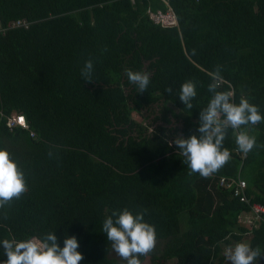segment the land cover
I'll list each match as a JSON object with an SVG mask.
<instances>
[{
	"label": "trees",
	"instance_id": "1",
	"mask_svg": "<svg viewBox=\"0 0 264 264\" xmlns=\"http://www.w3.org/2000/svg\"><path fill=\"white\" fill-rule=\"evenodd\" d=\"M169 4L179 27L150 20L149 7L166 10L161 0H0V109L24 114L30 126L11 129L0 120V147L27 181L0 208V239L56 232L62 246L66 234L75 235L80 264H127L113 255L102 224L112 210L128 208L144 211L157 230L142 264H231L225 249L247 235L262 252L254 264H264V223H245L250 209L234 196L236 185H220L221 178L246 181L247 196L264 204V120L230 128L223 142L230 159L208 176L167 143L197 131L217 69V90L264 113V0ZM18 20L30 26L10 27ZM89 59L87 81L81 70ZM129 69L150 73L144 92ZM186 80L197 86L191 109L179 100ZM159 103L162 114L148 133L133 114ZM171 117L182 120L180 128ZM241 130L256 137L247 153L236 143Z\"/></svg>",
	"mask_w": 264,
	"mask_h": 264
},
{
	"label": "clouds",
	"instance_id": "2",
	"mask_svg": "<svg viewBox=\"0 0 264 264\" xmlns=\"http://www.w3.org/2000/svg\"><path fill=\"white\" fill-rule=\"evenodd\" d=\"M94 71L91 59L87 60L81 70L85 80H90ZM129 81L144 92L150 84V73L144 71H127ZM209 84L211 98L205 108L200 110L197 131L188 136L179 135L168 140L175 145L184 158V162L193 172L202 176L221 168L230 159V150L223 147L228 130L239 129L242 125L256 124L264 120V113L259 107L241 97L239 103L232 100V92L217 90L219 69L210 73ZM173 91L171 87L167 89ZM179 100L191 109L193 99L197 96V86L192 80H186L179 89ZM239 148L247 153L256 145V137L241 130L236 135ZM27 190L25 173L11 153L0 147V208L13 198H19ZM103 233L111 242L113 250L124 258L127 264H142L141 255L149 253L156 245L157 230L154 224L145 219L144 211L133 212L128 208L114 209L102 224ZM79 239L75 235H65L63 245L56 232H47L42 237L26 239H0V250L7 257L0 264H80L84 259L79 251ZM227 260L231 264H254L262 256L259 247L253 248L244 241L229 245L225 249Z\"/></svg>",
	"mask_w": 264,
	"mask_h": 264
},
{
	"label": "built area",
	"instance_id": "3",
	"mask_svg": "<svg viewBox=\"0 0 264 264\" xmlns=\"http://www.w3.org/2000/svg\"><path fill=\"white\" fill-rule=\"evenodd\" d=\"M166 5V10L161 8L152 9L149 7L147 9V15L150 20L156 24L160 25L164 28H175L179 27V22L177 16L169 4V0H161ZM133 5L135 4V0H131ZM30 23L25 20L15 21L10 27H24L28 28ZM0 30H2V25L0 23ZM221 83V82H220ZM219 84V82H218ZM3 118L7 119L8 126L11 129L16 127H22L24 129H30V126L27 122V119L22 113H14L11 116H7L4 111L0 109V120ZM31 136H35L34 132H31ZM246 157V155H245ZM238 183V184H237ZM220 185L230 188L233 185H236L233 189L234 196L239 197L241 202H244L249 207V212L244 213L242 216V220L251 225L252 227H257L259 224L264 223V204L253 202L250 197L246 194L247 183L246 181H236L235 179H226L221 178Z\"/></svg>",
	"mask_w": 264,
	"mask_h": 264
},
{
	"label": "rangeland",
	"instance_id": "4",
	"mask_svg": "<svg viewBox=\"0 0 264 264\" xmlns=\"http://www.w3.org/2000/svg\"><path fill=\"white\" fill-rule=\"evenodd\" d=\"M161 107H162V103H159L157 105H154L150 109L144 108L142 110V112H134L133 116L138 122L141 123V125L144 128L148 129V133H149L152 130V127H154V126H150V124H153V125L157 126V124L155 122L153 123V118L155 116H157V115H161L162 114ZM171 119H172V125L173 126L178 127V128L181 127V124H182V120L181 119H175L173 117H171ZM250 237H251L250 235H247L245 237V239H244V242L249 243ZM113 255L116 256V257L121 258L119 256V254L116 253L114 250H113ZM170 264H178V263H177L176 260H172L170 262Z\"/></svg>",
	"mask_w": 264,
	"mask_h": 264
}]
</instances>
